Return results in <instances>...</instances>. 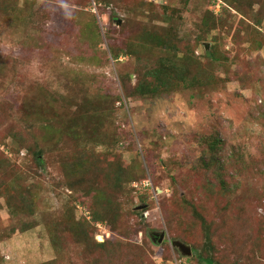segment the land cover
Instances as JSON below:
<instances>
[{
  "label": "rangeland",
  "instance_id": "1",
  "mask_svg": "<svg viewBox=\"0 0 264 264\" xmlns=\"http://www.w3.org/2000/svg\"><path fill=\"white\" fill-rule=\"evenodd\" d=\"M199 255L264 264V0H0V264Z\"/></svg>",
  "mask_w": 264,
  "mask_h": 264
},
{
  "label": "water",
  "instance_id": "2",
  "mask_svg": "<svg viewBox=\"0 0 264 264\" xmlns=\"http://www.w3.org/2000/svg\"><path fill=\"white\" fill-rule=\"evenodd\" d=\"M138 208H143V206L138 207ZM164 236H165V233H161L160 238H159L160 243L163 241ZM173 246L177 247L182 252L183 255H186V256L192 255L191 248L188 245L184 244L183 242L173 241Z\"/></svg>",
  "mask_w": 264,
  "mask_h": 264
},
{
  "label": "trees",
  "instance_id": "3",
  "mask_svg": "<svg viewBox=\"0 0 264 264\" xmlns=\"http://www.w3.org/2000/svg\"><path fill=\"white\" fill-rule=\"evenodd\" d=\"M176 76H178L180 79H181V77H180V75H178V74H175ZM183 79V78H182ZM169 85H170V83H168ZM171 86H168V85H166V89L167 88H170ZM205 225H206V223H205ZM206 245H208V247L209 248H211V243H210V241H209V237H208V235H207V237H206V241H205V247H206ZM206 249V248H205ZM207 252H208V250H206ZM209 253V252H208ZM200 256V258H202L203 259V261H205V263L206 264H214V260H213V258L211 257V256H206V257H202L201 255H199Z\"/></svg>",
  "mask_w": 264,
  "mask_h": 264
},
{
  "label": "built area",
  "instance_id": "4",
  "mask_svg": "<svg viewBox=\"0 0 264 264\" xmlns=\"http://www.w3.org/2000/svg\"><path fill=\"white\" fill-rule=\"evenodd\" d=\"M172 264H180V263H179V260L175 259V260H173Z\"/></svg>",
  "mask_w": 264,
  "mask_h": 264
}]
</instances>
